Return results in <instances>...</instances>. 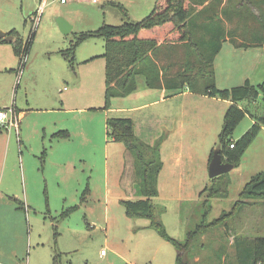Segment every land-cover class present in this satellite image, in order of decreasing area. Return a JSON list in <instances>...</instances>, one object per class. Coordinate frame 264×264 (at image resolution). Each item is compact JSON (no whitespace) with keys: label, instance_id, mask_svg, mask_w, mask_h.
<instances>
[{"label":"rangeland","instance_id":"374dc122","mask_svg":"<svg viewBox=\"0 0 264 264\" xmlns=\"http://www.w3.org/2000/svg\"><path fill=\"white\" fill-rule=\"evenodd\" d=\"M153 4L0 0V30L12 31L13 39L24 42L34 34L21 68L13 42L0 41V108L12 107L17 122L0 126V264H53L56 255L59 264H176L173 243L148 218L128 216L120 203L142 195L136 191L132 153L106 134L110 117L132 119L143 151L163 137L164 166L153 201L167 234L187 243L184 262L238 264L235 239L264 235V201L240 196L245 183L264 170V124L239 164L213 183L208 159L219 147L228 100L173 94L174 89L162 94L161 89L148 90L139 75L135 92L111 98L105 108L103 39L79 43L72 64L62 54L80 32L95 30L103 22L120 24L127 19L126 11L139 20ZM194 7L192 18L199 23L204 14L217 18V0L210 11L196 13L200 5ZM250 15L240 11L244 41L248 34L260 32V23ZM58 18L70 23L69 32L60 30ZM201 32L195 29L193 34ZM189 47L186 42L160 46L161 65L171 60L183 64L181 58L192 62L194 50ZM252 48L244 61L262 45ZM244 81L237 75L224 83ZM249 81L254 88L264 82V53ZM238 105L246 113L232 132L233 140L264 115V93L259 90L256 99L249 94ZM225 183L226 196L214 192Z\"/></svg>","mask_w":264,"mask_h":264},{"label":"trees","instance_id":"16d2710c","mask_svg":"<svg viewBox=\"0 0 264 264\" xmlns=\"http://www.w3.org/2000/svg\"><path fill=\"white\" fill-rule=\"evenodd\" d=\"M241 10L247 11L260 24V32H252L247 37L250 43L264 44V0H242ZM202 0H154L151 11L139 20L125 19L120 24L103 23L95 30L80 32L76 35L70 48L62 52L63 56L72 64V57L76 46L89 38H102L104 50L100 55L104 58V107L107 108L113 97H123L134 92L137 88V76L144 77L145 85L149 89H174L182 91L185 87L193 93H200L209 97H217L230 101L225 111L221 132L219 134V148L224 161L234 164L239 160L258 134L261 124H264V115L254 122L238 139L233 140L231 135L235 127L245 116L246 111L238 103L249 94L256 99L259 90L264 93V82L254 88L248 79L236 86L219 88L215 84L213 57L221 48L223 29L215 22L206 24L205 31L209 34L207 40H197L193 31L200 29V24L192 18V6L201 5ZM120 6V5H116ZM194 7V8H195ZM256 7L257 13L252 11ZM208 8L205 7V11ZM202 12L198 9L196 13ZM125 17L127 14L125 13ZM213 18V17H212ZM203 27V26H202ZM13 34L12 31H9ZM32 32L24 42L23 38L13 39L14 53L19 57V67L25 65L33 41ZM245 40V36L242 37ZM169 40L186 42L193 46L195 60L181 58L184 61L180 70L172 71L171 61L162 64L158 58L160 42ZM2 41V40H0ZM247 41L241 42L247 47ZM169 58V51L164 52ZM188 56V54H186ZM195 62L194 64H192ZM197 65V67H196ZM192 67L196 69L193 70ZM106 134L113 141L123 143L133 155V173L136 191L141 194L140 199H122L120 203L130 217H145L150 225L158 229L162 235L171 241L178 251L176 264L184 262L183 255L187 243H182L167 234L162 222L155 212L153 198L158 194L157 180L163 161L160 153L161 138L152 144H147V151H143V143L134 133L133 121L130 117H110L105 122ZM141 144V145H140ZM142 146V147H141ZM147 154V156H145ZM212 154V153H211ZM223 175L211 178L217 182ZM214 192L228 194V184ZM241 198L264 201V170L253 175L245 183ZM17 200L16 198H14ZM194 234V231L192 232ZM190 235H188L189 237ZM187 237V241L189 238ZM238 264H264V235L256 236L250 241L236 238ZM59 255L53 257V264H59Z\"/></svg>","mask_w":264,"mask_h":264},{"label":"crops","instance_id":"0c3cea01","mask_svg":"<svg viewBox=\"0 0 264 264\" xmlns=\"http://www.w3.org/2000/svg\"><path fill=\"white\" fill-rule=\"evenodd\" d=\"M214 1L215 0H203V2L201 3L200 7L197 8V10L202 9V12H204L205 7H207L208 9L206 11H210L211 5H213ZM242 3H243L242 0H217V4H218L217 18L213 16L212 14L208 13L206 14V16L205 14L202 15L204 19H202L200 23L198 22L200 24V27H201L200 29L202 32L198 36L197 35L195 36V39L197 40L199 39L203 41V40H207L210 38L209 34L206 33L205 31L206 24L215 22L224 31V37L221 39V48L213 57L215 84L219 88H229L228 85H225V84H229L230 86L235 84L231 82L230 83H224V82H228L229 80H232L234 76L236 77L237 75H239L244 80L245 79L249 80L250 74L253 73L257 69L258 61L260 60V58L262 57V54L264 53V44H261L262 49L260 52H257L256 55H254L252 58H249L246 61L243 60V56L245 55V53L251 49H254L252 47H254L255 43H250L249 42L250 40L248 38L247 41L249 43L245 44L247 47L241 45V42L243 43L244 41L243 38H241L242 35L240 34V30H239V25L241 23L240 21L241 6H244ZM112 5H116V4L112 3ZM120 7L123 10L125 9L124 6L122 5H120ZM252 11L256 14L257 13L256 7H253ZM245 13L248 14L247 11H245ZM127 18H130V16L127 15ZM103 23H106V22H103ZM108 24H111V23H108ZM113 25H116V24H113ZM162 42L164 41H161L159 44V46L161 47L166 44H168V47H174L177 44L182 43V42H175L173 40H169L165 43H162ZM193 46L194 45H190L189 47L190 51L193 50ZM103 50H104V47H103ZM192 54L195 56V53L193 51H192ZM177 61L178 60H171V63L174 62V64L172 63L171 68L175 69L176 71L180 70V67H181V64ZM233 86H236V85H233ZM147 89L149 90V88ZM161 90L163 94L164 93L163 90H166V89H161ZM184 92L193 93V92H190L185 87L182 91L176 90L175 93L173 94H180ZM214 98H217V97H214ZM210 157L211 155H209L208 160H210ZM161 159H162V156H161ZM163 166H164V162H163ZM157 183H158V180H157Z\"/></svg>","mask_w":264,"mask_h":264},{"label":"water","instance_id":"95a60500","mask_svg":"<svg viewBox=\"0 0 264 264\" xmlns=\"http://www.w3.org/2000/svg\"><path fill=\"white\" fill-rule=\"evenodd\" d=\"M57 24L63 33H67L71 29L70 23L63 18H58ZM0 40L10 42L13 40V34L0 30ZM233 168H234L233 163L223 160L222 155H221V150L219 147H216L215 149H213L209 163H208L209 178H214L224 173H227Z\"/></svg>","mask_w":264,"mask_h":264},{"label":"built area","instance_id":"2783aa9c","mask_svg":"<svg viewBox=\"0 0 264 264\" xmlns=\"http://www.w3.org/2000/svg\"><path fill=\"white\" fill-rule=\"evenodd\" d=\"M59 1L65 2L66 0ZM91 1L94 3L98 2V0ZM15 118V112L12 107L0 108V126L17 125ZM101 253L103 254L104 251L102 250Z\"/></svg>","mask_w":264,"mask_h":264}]
</instances>
